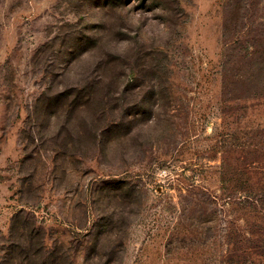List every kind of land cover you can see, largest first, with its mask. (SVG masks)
I'll use <instances>...</instances> for the list:
<instances>
[{
    "label": "rangeland",
    "instance_id": "obj_1",
    "mask_svg": "<svg viewBox=\"0 0 264 264\" xmlns=\"http://www.w3.org/2000/svg\"><path fill=\"white\" fill-rule=\"evenodd\" d=\"M0 264H264V0H0Z\"/></svg>",
    "mask_w": 264,
    "mask_h": 264
},
{
    "label": "trees",
    "instance_id": "obj_2",
    "mask_svg": "<svg viewBox=\"0 0 264 264\" xmlns=\"http://www.w3.org/2000/svg\"><path fill=\"white\" fill-rule=\"evenodd\" d=\"M106 2H108V1H106Z\"/></svg>",
    "mask_w": 264,
    "mask_h": 264
}]
</instances>
